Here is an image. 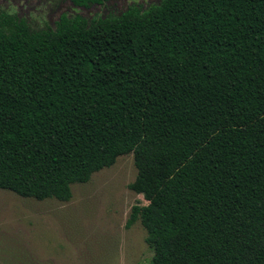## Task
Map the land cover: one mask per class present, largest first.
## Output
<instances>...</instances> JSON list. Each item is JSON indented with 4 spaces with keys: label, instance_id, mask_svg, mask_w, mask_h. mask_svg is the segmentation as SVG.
I'll return each instance as SVG.
<instances>
[{
    "label": "trees",
    "instance_id": "trees-1",
    "mask_svg": "<svg viewBox=\"0 0 264 264\" xmlns=\"http://www.w3.org/2000/svg\"><path fill=\"white\" fill-rule=\"evenodd\" d=\"M131 152L149 264H264V0L0 16V189L69 201Z\"/></svg>",
    "mask_w": 264,
    "mask_h": 264
},
{
    "label": "rangeland",
    "instance_id": "rangeland-1",
    "mask_svg": "<svg viewBox=\"0 0 264 264\" xmlns=\"http://www.w3.org/2000/svg\"><path fill=\"white\" fill-rule=\"evenodd\" d=\"M162 0H110L89 7L72 0H0L3 13L32 30L56 26L60 16L87 20L116 15L136 4ZM133 152L72 185L69 201L37 200L0 189V264H149L154 255L140 221L127 227L132 207L147 204L129 184L137 177Z\"/></svg>",
    "mask_w": 264,
    "mask_h": 264
}]
</instances>
